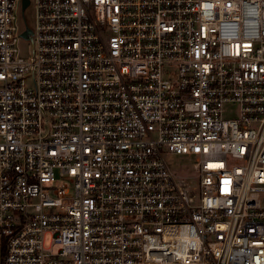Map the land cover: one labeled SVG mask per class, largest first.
Instances as JSON below:
<instances>
[{
    "label": "built area",
    "instance_id": "1",
    "mask_svg": "<svg viewBox=\"0 0 264 264\" xmlns=\"http://www.w3.org/2000/svg\"><path fill=\"white\" fill-rule=\"evenodd\" d=\"M23 1L0 0V264H264V0H29L31 39Z\"/></svg>",
    "mask_w": 264,
    "mask_h": 264
},
{
    "label": "rangeland",
    "instance_id": "2",
    "mask_svg": "<svg viewBox=\"0 0 264 264\" xmlns=\"http://www.w3.org/2000/svg\"><path fill=\"white\" fill-rule=\"evenodd\" d=\"M17 15L22 30L26 28V25H28L30 28L34 26V13L32 6L27 7L24 11V14L22 13V8H20V10L17 11ZM22 46L24 49V54H29L31 52V42L23 41ZM231 110L232 107L227 106V116L232 115ZM166 158L174 173L178 175L193 174L192 158L178 154H167ZM47 241H49V237L47 238Z\"/></svg>",
    "mask_w": 264,
    "mask_h": 264
},
{
    "label": "water",
    "instance_id": "3",
    "mask_svg": "<svg viewBox=\"0 0 264 264\" xmlns=\"http://www.w3.org/2000/svg\"><path fill=\"white\" fill-rule=\"evenodd\" d=\"M29 5V0H24L23 1V6H22V12L25 11L26 7ZM32 29L29 26H26L25 30L22 32V37L25 39H31L32 38Z\"/></svg>",
    "mask_w": 264,
    "mask_h": 264
}]
</instances>
